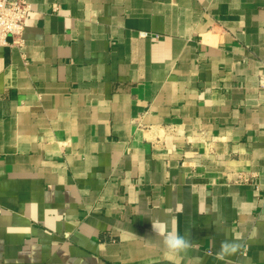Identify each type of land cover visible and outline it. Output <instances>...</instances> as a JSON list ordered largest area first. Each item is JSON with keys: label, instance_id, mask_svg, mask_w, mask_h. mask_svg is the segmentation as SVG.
Wrapping results in <instances>:
<instances>
[{"label": "crops", "instance_id": "0c3cea01", "mask_svg": "<svg viewBox=\"0 0 264 264\" xmlns=\"http://www.w3.org/2000/svg\"><path fill=\"white\" fill-rule=\"evenodd\" d=\"M27 1L0 46V264H264V0Z\"/></svg>", "mask_w": 264, "mask_h": 264}, {"label": "built area", "instance_id": "2783aa9c", "mask_svg": "<svg viewBox=\"0 0 264 264\" xmlns=\"http://www.w3.org/2000/svg\"><path fill=\"white\" fill-rule=\"evenodd\" d=\"M31 12L27 0H0V46H10V38L21 45L26 21ZM141 33V36H146Z\"/></svg>", "mask_w": 264, "mask_h": 264}, {"label": "clouds", "instance_id": "9594fccd", "mask_svg": "<svg viewBox=\"0 0 264 264\" xmlns=\"http://www.w3.org/2000/svg\"><path fill=\"white\" fill-rule=\"evenodd\" d=\"M153 231L163 235V245L169 254H178L189 247V240L186 236L180 235L179 231L165 232L163 223L153 224ZM239 248V244L230 241H224L221 245V251L218 253L219 258L223 259L225 255L235 253Z\"/></svg>", "mask_w": 264, "mask_h": 264}]
</instances>
